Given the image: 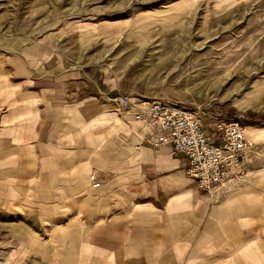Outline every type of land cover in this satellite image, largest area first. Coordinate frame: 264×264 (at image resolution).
I'll return each mask as SVG.
<instances>
[{
  "label": "crops",
  "instance_id": "crops-1",
  "mask_svg": "<svg viewBox=\"0 0 264 264\" xmlns=\"http://www.w3.org/2000/svg\"><path fill=\"white\" fill-rule=\"evenodd\" d=\"M55 54L24 47L0 64V209L17 221V260L264 264V127L249 125L240 174L208 196L144 141L114 85Z\"/></svg>",
  "mask_w": 264,
  "mask_h": 264
},
{
  "label": "rangeland",
  "instance_id": "rangeland-1",
  "mask_svg": "<svg viewBox=\"0 0 264 264\" xmlns=\"http://www.w3.org/2000/svg\"><path fill=\"white\" fill-rule=\"evenodd\" d=\"M44 46L114 85L115 100L198 108L207 128L215 116L241 120L248 135L264 127V0H0V64ZM16 227L0 209V264H48L17 260Z\"/></svg>",
  "mask_w": 264,
  "mask_h": 264
},
{
  "label": "built area",
  "instance_id": "built-area-1",
  "mask_svg": "<svg viewBox=\"0 0 264 264\" xmlns=\"http://www.w3.org/2000/svg\"><path fill=\"white\" fill-rule=\"evenodd\" d=\"M116 99L121 107L127 108L126 113L133 121L149 131L144 141L152 147H169L174 156H180L186 175L208 196L240 174L242 163L254 149L241 120L215 116L207 128L206 113L198 108L131 95ZM88 179L93 188L100 186L93 173Z\"/></svg>",
  "mask_w": 264,
  "mask_h": 264
},
{
  "label": "bare ground",
  "instance_id": "bare-ground-1",
  "mask_svg": "<svg viewBox=\"0 0 264 264\" xmlns=\"http://www.w3.org/2000/svg\"><path fill=\"white\" fill-rule=\"evenodd\" d=\"M245 133L247 134V126L245 127Z\"/></svg>",
  "mask_w": 264,
  "mask_h": 264
}]
</instances>
